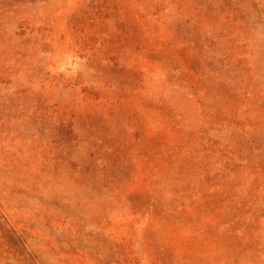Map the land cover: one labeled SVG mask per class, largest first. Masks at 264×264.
Returning <instances> with one entry per match:
<instances>
[{
	"label": "rangeland",
	"instance_id": "rangeland-1",
	"mask_svg": "<svg viewBox=\"0 0 264 264\" xmlns=\"http://www.w3.org/2000/svg\"><path fill=\"white\" fill-rule=\"evenodd\" d=\"M0 264H264V0H0Z\"/></svg>",
	"mask_w": 264,
	"mask_h": 264
}]
</instances>
